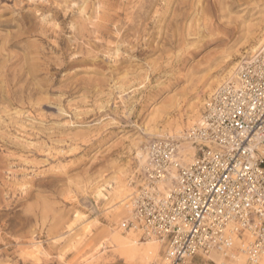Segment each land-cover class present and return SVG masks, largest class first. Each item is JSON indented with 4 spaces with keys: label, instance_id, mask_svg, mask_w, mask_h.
Here are the masks:
<instances>
[{
    "label": "rangeland",
    "instance_id": "1",
    "mask_svg": "<svg viewBox=\"0 0 264 264\" xmlns=\"http://www.w3.org/2000/svg\"><path fill=\"white\" fill-rule=\"evenodd\" d=\"M263 33L264 0H0V264H163L119 243L153 242L123 226L137 151Z\"/></svg>",
    "mask_w": 264,
    "mask_h": 264
},
{
    "label": "built area",
    "instance_id": "2",
    "mask_svg": "<svg viewBox=\"0 0 264 264\" xmlns=\"http://www.w3.org/2000/svg\"><path fill=\"white\" fill-rule=\"evenodd\" d=\"M182 142L193 148L185 163ZM143 157L125 229L156 238L163 264L214 262L212 253L257 264L264 254V41L207 97L200 122L180 137L150 138Z\"/></svg>",
    "mask_w": 264,
    "mask_h": 264
},
{
    "label": "bare ground",
    "instance_id": "3",
    "mask_svg": "<svg viewBox=\"0 0 264 264\" xmlns=\"http://www.w3.org/2000/svg\"><path fill=\"white\" fill-rule=\"evenodd\" d=\"M264 41V33H263V37L258 41L259 43L253 47H251V50L250 52H254L257 50V48L262 44V42ZM240 62V61H239ZM239 62L233 64V68H232V72L229 76V78L227 80H232L235 78V75H236V68H237V65L239 64ZM227 80H224L223 82L227 81ZM222 82V83H223ZM221 84V83H220ZM219 84V85H220ZM192 115V114H191ZM196 122H194L193 124L195 123H198L200 122V117L197 118V120H195ZM191 124V126L193 125ZM177 132H179L180 134H178L179 136H182L183 133L182 132V128L181 126H177L176 128ZM169 136V135H168ZM179 153H180V160L182 163H185L187 162L190 158H191V155L193 154V148L192 146L187 143V142H182L179 146ZM137 156L139 157L140 159V162H144V157H143V154L140 152V151H137ZM132 193V192H131ZM130 192L129 193H126V195H130L131 194ZM125 194V193H124ZM123 194V195H124ZM126 198V197H125ZM123 201V199H121ZM129 202L125 199L122 203V205L127 209V211H130L129 209ZM122 206V207H123ZM118 210V209H117ZM129 217H130V213H129ZM77 219V218H76ZM128 231H132L134 233H136L137 235V232L133 229H129ZM119 238V237H117ZM122 240L119 239V243H121L122 245H125V247L130 251L132 252L130 256L135 255V254H138V253H143L144 255L148 256V258L152 259L153 256L157 253L158 251V248H159V244L160 242L156 239V238H150L149 240H153V242H150V243H147L145 245H140L141 243L140 242H137L136 240H134L133 238H131V236L129 238H121ZM154 241H157V242H154ZM118 242V241H117ZM118 243V244H119ZM117 244V245H118ZM119 244V245H121ZM38 242H33L32 243V246L35 250H39L38 248ZM122 248V247H121ZM130 254V253H129ZM128 254V255H129ZM140 255V254H138ZM137 256V255H135ZM219 256L217 253H212L210 255V257L212 258H215ZM262 259V264H264V254H262L259 259H258V262ZM240 262H242V264H244V256L243 255H240L237 259L234 260V262H231L229 264H239Z\"/></svg>",
    "mask_w": 264,
    "mask_h": 264
}]
</instances>
